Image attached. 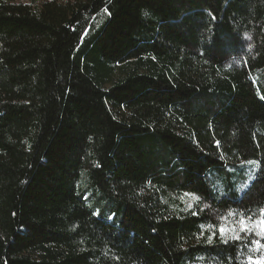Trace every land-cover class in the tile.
<instances>
[{
	"label": "trees",
	"instance_id": "16d2710c",
	"mask_svg": "<svg viewBox=\"0 0 264 264\" xmlns=\"http://www.w3.org/2000/svg\"><path fill=\"white\" fill-rule=\"evenodd\" d=\"M262 97L264 0H0V264H250Z\"/></svg>",
	"mask_w": 264,
	"mask_h": 264
},
{
	"label": "snow or ice",
	"instance_id": "6c2138e0",
	"mask_svg": "<svg viewBox=\"0 0 264 264\" xmlns=\"http://www.w3.org/2000/svg\"><path fill=\"white\" fill-rule=\"evenodd\" d=\"M105 11L107 12V10H105ZM144 15L147 16L148 13L145 12ZM262 98H264V97H262ZM185 195L186 196H192L193 199H196V200L199 199L198 197H196L194 194H191V193H185ZM193 214L195 215L196 213H193ZM229 215H233V213L230 212ZM239 225H240V231L251 232L253 230L252 228L248 227V224L245 221V219L243 218V216H241V219L239 221ZM219 232L221 234V238L223 239L224 243H227L229 239H235V240H239L240 239V236L236 232L235 227H233L232 229H228V228L222 226V227L219 228ZM229 232L232 233L231 236L227 235V233H229ZM257 235L264 236V220L260 221V230H259V232H257ZM208 242L211 243L212 242V238H209ZM253 243L257 246L256 249H253V251H255V250H257V249H259L261 247H264V245L260 244L259 240L253 241ZM255 264H260V261H255Z\"/></svg>",
	"mask_w": 264,
	"mask_h": 264
},
{
	"label": "rangeland",
	"instance_id": "374dc122",
	"mask_svg": "<svg viewBox=\"0 0 264 264\" xmlns=\"http://www.w3.org/2000/svg\"><path fill=\"white\" fill-rule=\"evenodd\" d=\"M15 2H22V3H31L33 0H14ZM34 1H41V0H34ZM63 1V0H61ZM258 167V162L257 161H253V163L251 164L250 167H248L245 171V175H248V177L252 178V176H254L256 169ZM241 191L239 190V193ZM264 220V211L262 212V214L260 215V217L258 219H256L255 221L251 222V225L260 230V221ZM264 237V236H263ZM264 245V244H262ZM255 261H260V264H264V247H262V253L259 257L253 259L251 261L250 264H255Z\"/></svg>",
	"mask_w": 264,
	"mask_h": 264
}]
</instances>
